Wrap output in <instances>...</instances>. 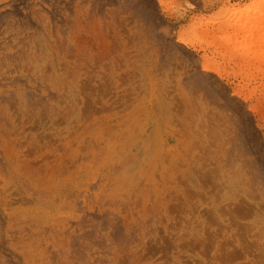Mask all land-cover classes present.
<instances>
[{"label": "rangeland", "instance_id": "obj_1", "mask_svg": "<svg viewBox=\"0 0 264 264\" xmlns=\"http://www.w3.org/2000/svg\"><path fill=\"white\" fill-rule=\"evenodd\" d=\"M163 1L0 0V264H264V3Z\"/></svg>", "mask_w": 264, "mask_h": 264}, {"label": "bare ground", "instance_id": "obj_2", "mask_svg": "<svg viewBox=\"0 0 264 264\" xmlns=\"http://www.w3.org/2000/svg\"><path fill=\"white\" fill-rule=\"evenodd\" d=\"M158 1H159V3L161 5H165V1H163V0H158ZM243 12H244L243 10H236V11H234V9L231 8V6L228 7L226 14L235 15L237 13L239 15H238V18L237 19H236V16H235V20L234 21H230V22L226 21L225 22L226 25L227 26H234V25H236L237 22L239 21V17H241V15H242ZM263 23H264V17L263 18H260L259 20H257L255 22L256 25L255 26H252L250 28V30H249V33H251V34H252L253 30L256 31V34H255L256 35V41L258 43H260L261 45L264 43V26H263ZM259 29H262V32L259 31Z\"/></svg>", "mask_w": 264, "mask_h": 264}, {"label": "snow or ice", "instance_id": "obj_3", "mask_svg": "<svg viewBox=\"0 0 264 264\" xmlns=\"http://www.w3.org/2000/svg\"><path fill=\"white\" fill-rule=\"evenodd\" d=\"M261 3H264V0H261Z\"/></svg>", "mask_w": 264, "mask_h": 264}]
</instances>
